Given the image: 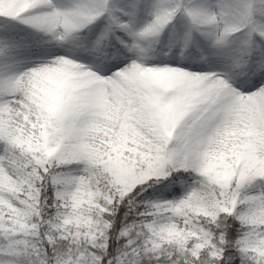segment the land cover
<instances>
[{
    "label": "snow or ice",
    "instance_id": "1",
    "mask_svg": "<svg viewBox=\"0 0 264 264\" xmlns=\"http://www.w3.org/2000/svg\"><path fill=\"white\" fill-rule=\"evenodd\" d=\"M0 264H264V0H0Z\"/></svg>",
    "mask_w": 264,
    "mask_h": 264
}]
</instances>
